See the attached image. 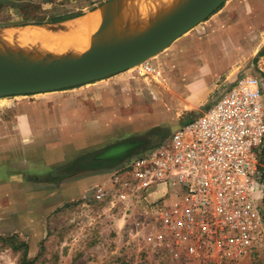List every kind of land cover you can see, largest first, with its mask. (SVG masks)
<instances>
[{"label": "rangeland", "instance_id": "rangeland-1", "mask_svg": "<svg viewBox=\"0 0 264 264\" xmlns=\"http://www.w3.org/2000/svg\"><path fill=\"white\" fill-rule=\"evenodd\" d=\"M111 1L0 0V29L52 26L55 19L87 16ZM205 42L203 67H194L198 62L192 59L184 64L188 77L181 96L187 102L178 105L175 78L182 71L174 68L175 62L194 58L196 46ZM147 62L152 75L141 72L142 64L79 88L0 98V264H188L165 254L159 257L143 239L127 247L120 214L125 202L112 207L109 201L120 189H115L113 175L122 174L129 157L114 167L111 158L154 148L200 115L216 94L195 105L188 96L207 87L226 67L217 88L243 75L264 74V0H227ZM107 134L112 135L102 139ZM92 137H99L98 142H88ZM125 143L133 144L131 150ZM109 147H114L113 157L100 162L111 167L90 169V159ZM108 171L107 199L98 198L93 189L49 208L62 182ZM87 183L71 185L67 195L79 193ZM128 205L134 208L128 221L146 224L136 201ZM143 233L149 237L150 231ZM235 264H264V243Z\"/></svg>", "mask_w": 264, "mask_h": 264}, {"label": "built area", "instance_id": "built-area-1", "mask_svg": "<svg viewBox=\"0 0 264 264\" xmlns=\"http://www.w3.org/2000/svg\"><path fill=\"white\" fill-rule=\"evenodd\" d=\"M143 74L153 67L144 63ZM115 172L127 247L188 264H235L264 243V74L243 75L167 140ZM100 199L106 188L95 189ZM136 201L146 224L130 222ZM112 209V208H111ZM149 230V237L143 233Z\"/></svg>", "mask_w": 264, "mask_h": 264}, {"label": "bare ground", "instance_id": "bare-ground-1", "mask_svg": "<svg viewBox=\"0 0 264 264\" xmlns=\"http://www.w3.org/2000/svg\"><path fill=\"white\" fill-rule=\"evenodd\" d=\"M196 1L130 0L52 26L0 29V63H58L115 51L147 37Z\"/></svg>", "mask_w": 264, "mask_h": 264}, {"label": "water", "instance_id": "water-1", "mask_svg": "<svg viewBox=\"0 0 264 264\" xmlns=\"http://www.w3.org/2000/svg\"><path fill=\"white\" fill-rule=\"evenodd\" d=\"M126 1L130 0H112L99 9ZM226 1L197 0L147 37L115 51L88 52L58 63L20 64L13 60L0 63V98L74 89L138 67L207 20ZM123 145L126 150L133 147L130 143ZM113 149L114 147L106 148L93 156L91 162L97 163L113 157Z\"/></svg>", "mask_w": 264, "mask_h": 264}, {"label": "crops", "instance_id": "crops-1", "mask_svg": "<svg viewBox=\"0 0 264 264\" xmlns=\"http://www.w3.org/2000/svg\"><path fill=\"white\" fill-rule=\"evenodd\" d=\"M213 40L212 39H210V41H207L208 43L209 42H212ZM207 42H205V43H203V44H200V45H197L196 47L198 48V50H195V53L196 54H194V58H190V57H188V58H186V57H182V58H180V59H178L176 62H175V67L174 68H176L177 67V69H179V71H182V75H181V77H179V80H178V78H175V80H177V82L179 83V85H178V88H179V91L177 92L178 93V98L176 97V99L178 100V105H180V104H185L187 101H186V99H184L181 95H182V93H181V90H182V88L184 87V85H186V79H187V77H188V71H186V68L184 69L183 67L185 66L184 64L185 63H188V65H189V63H190V60L192 59V60H197V64H193L192 62V65L194 66V67H196V68H202L203 67V65H202V62H201V57L203 56V49L201 48L202 47V45H204V44H206ZM197 48H195V49H197ZM201 48V49H200ZM224 50H226V48L224 47ZM225 52V51H224ZM226 54V53H225ZM190 63V64H191ZM201 65V66H200ZM227 69H228V67H226L224 70H222V71H220L219 73H217V74H214V76H213V78H212V80H211V82L209 83V85L207 86V87H205L204 89H196V90H194L189 96H188V100H190L191 101V103H193L194 105L195 104H200L201 102H204V103H206V102H208V100H209V98H210V96H211V94H216L215 95V97H214V99L216 98V96L218 95V93L220 92V90H222V88H225L226 87V82L225 83H223L222 84V86H219L218 88L216 87L217 85V80H219L220 78H221V76L222 75H224V73L227 71ZM189 72H190V70H189ZM119 75V74H118ZM116 76V75H115ZM112 78V77H111ZM108 79H110V78H108ZM113 79V78H112ZM238 79V78H237ZM237 79H235V80H237ZM235 80H233V81H235ZM103 81V80H102ZM232 81V82H233ZM100 82V81H99ZM94 83H96V82H94ZM82 87V86H81ZM79 88V87H78ZM199 91H202L201 93H199ZM194 92H197V93H194ZM53 93V92H52ZM214 101V100H213ZM203 103V104H204ZM213 103V102H212ZM211 103V104H212ZM211 104H209L208 106H206L205 108H204V110L201 112V113H203L209 106H211ZM200 113V114H201ZM124 124V123H123ZM123 127H126V126H121V129H123V131H124V128ZM178 129V128H177ZM122 131V130H121ZM176 131V130H175ZM113 133V132H112ZM174 133V132H173ZM112 134H107V135H105V136H103V138L102 139H107L108 137H110ZM97 139H99V137H92V138H89L88 139V142H90V143H96V142H98V140ZM148 149H146V150H144V151H140L139 153H137V154H135V155H133L132 157H134V156H138V155H141L143 152H145V151H147ZM132 157H129V159L130 158H132ZM114 167V166H113ZM101 168H103V167H101ZM109 172V171H108ZM106 172V173H103V174H98V175H91V176H88V177H85V178H83V179H81V180H77V181H75V182H62L61 183V188H60V192L59 193H57V194H55L54 195V197H56V198H54L53 200H54V202L53 203H51V205H50V207L49 208H51V209H54V207H58L59 205H62V204H64V203H66V202H68V201H71V200H73V199H79V198H83V197H85V195L89 192V191H91V190H93V189H96V188H99V187H104V188H106L108 185H109V181H110V179H111V176H112V172ZM66 178V177H65ZM63 180V179H62ZM65 180V179H64ZM83 181H89L90 183H87V184H83L82 185V187H81V190H80V192L79 193H77V194H74V195H67L68 193H67V190H68V188L71 186V185H75V184H77V183H81V182H83ZM63 193H65V194H63ZM52 211V210H51ZM124 222V221H123ZM124 223H126V222H124ZM120 226H122V225H120ZM118 230H120L119 228H117ZM121 231V230H120Z\"/></svg>", "mask_w": 264, "mask_h": 264}, {"label": "trees", "instance_id": "trees-1", "mask_svg": "<svg viewBox=\"0 0 264 264\" xmlns=\"http://www.w3.org/2000/svg\"><path fill=\"white\" fill-rule=\"evenodd\" d=\"M81 16H83L82 14H77V15H74V16H67V17H62V18H59V19H55V20H53L52 21V24H57V23H62V22H65V21H68V20H71V19H76V18H79V17H81ZM186 123V122H185ZM131 150V149H130ZM129 150V151H130ZM126 154L125 155H122V156H119V157H116V158H111V159H114L113 160V166L114 165H116L117 163H119V162H121L122 160H124V159H127L128 157H132V154H129V152H125ZM85 157H87V158H91L90 156L88 157V156H85ZM92 161V160H91ZM112 166V167H113ZM101 167H103V168H110V167H108V166H106V165H101V162L99 163V162H97V163H95V162H93V164L91 165V168L90 169H92V170H98V169H100ZM86 169V168H85ZM89 169V168H88ZM25 251L27 252L28 251V246H25Z\"/></svg>", "mask_w": 264, "mask_h": 264}, {"label": "flooded vegetation", "instance_id": "flooded-vegetation-1", "mask_svg": "<svg viewBox=\"0 0 264 264\" xmlns=\"http://www.w3.org/2000/svg\"><path fill=\"white\" fill-rule=\"evenodd\" d=\"M131 149V148H130Z\"/></svg>", "mask_w": 264, "mask_h": 264}]
</instances>
